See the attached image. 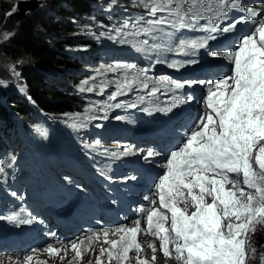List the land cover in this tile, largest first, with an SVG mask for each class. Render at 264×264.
Listing matches in <instances>:
<instances>
[{"label":"snow or ice","instance_id":"snow-or-ice-1","mask_svg":"<svg viewBox=\"0 0 264 264\" xmlns=\"http://www.w3.org/2000/svg\"><path fill=\"white\" fill-rule=\"evenodd\" d=\"M133 3L143 7L147 18L140 15L113 26L108 32H101L100 36L143 54L150 60L149 65L120 61L106 65L97 70V76L113 73L116 74L114 80L97 83L96 76L89 77L80 81L78 91L103 95L114 86L108 95L109 101L138 91H143L147 97H154L161 88L171 92L169 106L141 109L151 114L152 110L171 112L180 104L195 101V95L188 90L202 87L205 91L199 100L201 111L180 142L163 155L164 171L154 181L150 206L139 207L134 226L118 225L86 235L79 242L69 241L71 250L77 259H82V246L87 242L91 251L93 240L100 242L102 235V243L108 247L100 248L95 264H111L113 260L127 264L133 251L137 254L136 264H155L157 248L154 244L149 245L153 253L151 260L139 255L143 246L138 236L150 234L159 241L163 256L174 257L178 264H247L248 259L257 258V247L247 239V234L255 231L254 225L264 221V145L257 150V145L264 142V0L253 5L245 0H133ZM110 4L116 6L118 0H110ZM17 11L18 6H13L5 17ZM240 25L249 27L242 31ZM181 30L205 34L184 38L177 35ZM14 35L10 29L0 28V41L8 42ZM233 35L236 39L231 47L213 46V42L221 45ZM166 53L180 54L186 59L169 61ZM204 58L222 59L231 66L228 72L211 81L149 75L154 65L163 64L180 71L200 65ZM23 63L25 61H17V64ZM11 70L19 77L15 66ZM0 87H8V83L0 79ZM19 90L24 92L25 88L21 86ZM144 103L145 95H140L138 101L108 103L100 111L137 108ZM107 118L106 114L83 117L77 114L69 119L71 127L83 129L88 126L86 121ZM115 119L125 117L115 116ZM100 145L101 141L96 139L87 147L95 151ZM101 154L113 158L142 155L149 163L162 156L155 148L145 151L134 146H122L119 150L105 148ZM15 160L13 156L7 167H12ZM7 175L5 166H0V179ZM64 179L72 182L71 177ZM130 179L135 177L123 178L125 182ZM11 195L15 197L17 193ZM189 207L194 210L189 212ZM0 220L16 225L39 222L22 207L0 215ZM110 235L117 238L109 239ZM37 251L32 249V254L24 256L23 262L9 257V264H31ZM45 251L60 256L66 250L49 245ZM258 259L259 264H264V252L259 253Z\"/></svg>","mask_w":264,"mask_h":264},{"label":"rangeland","instance_id":"rangeland-1","mask_svg":"<svg viewBox=\"0 0 264 264\" xmlns=\"http://www.w3.org/2000/svg\"><path fill=\"white\" fill-rule=\"evenodd\" d=\"M19 0H0V28L3 26L5 22V15L2 12L1 8H12L13 6H17ZM60 0H45V4L47 5L44 7L45 14H47L48 18L50 20L55 19L56 22H63L64 20V14L59 11L60 7L58 6V2ZM92 8L91 10L95 12L96 15L105 18V22L109 29H103L100 28L97 25V22L92 20H86L84 25L80 28L84 30L83 33L80 34V37L82 39H86L89 44L92 42L94 46H90L88 48V44H84L85 47H78L74 50H70L69 54H76L77 56L81 57L84 62H86V66L91 67L94 73H97L98 69H102V65L106 63V57L107 54L113 53L115 51H134L127 45H120L113 43L112 40H109L107 36H100L101 32H108L112 29L113 26H119L122 25L125 21L128 20H135L140 15H145V10L142 6H136L133 3V0H118V4L116 6H112L110 4V0H89ZM54 6V7H52ZM51 16H53L51 18ZM147 18V16H146ZM81 32V31H79ZM80 40V39H79ZM4 47V45L0 44V54L1 50ZM17 61H25L23 64H17ZM12 66H15L16 72L20 73L19 77H16L12 72ZM40 69L41 66H38V64H34L33 61L29 58L22 57L19 60L12 61L7 59L4 55L0 56V79L5 80L8 83V87H0V113L3 111H6L10 113V118L14 119V124L18 125V122L16 119L20 120L23 124L24 133L19 132L18 136H20L22 139H25L28 141V143L31 144V141L29 139V135L27 134L26 128L24 124L23 119L20 118V114L16 113L13 109L14 105L19 104L20 106H24V108L28 109L29 112V121L31 122H44L47 126L52 128V131L57 136L56 139H58V142L61 145V150L67 155H70L72 152L76 153H83V152H89L90 148L87 147V145L92 144L91 138H89V129H90V123H87V127L83 129H75L71 127L72 120L69 119L70 117L75 116H56V117H50L48 120L44 121V117H39L37 115V111L34 107V104L27 93V89L22 82L21 78V71L23 69ZM66 71H58L48 77H44L48 83L52 85H56L59 88L61 86H65L68 89H71L75 96L78 94L77 92V85L71 84L70 79L68 78L66 81L61 79L63 74H66ZM69 80V81H68ZM23 86L25 88L24 92H21L19 89ZM9 97L13 98L16 97L18 99L17 103L14 104L10 101ZM77 98V97H76ZM51 124H54L62 129L64 134L60 133L56 128L52 127ZM18 128V127H17ZM12 143V139H11ZM116 145H121L120 142H117ZM264 145V142H261L259 145H257V150L260 146ZM4 154V153H3ZM2 154V155H3ZM51 164V163H49ZM0 166H3L2 164V156L0 157ZM6 168V172H7ZM8 173V172H7ZM4 179H0V186L4 185ZM231 187V186H227ZM209 202H211L209 198ZM189 212H191L192 208L188 209ZM131 227V226H129ZM255 231L249 232L247 234V239L253 244V246L257 247V258L255 259H248L247 264H259L258 255L260 252H264V247H261V245H264V221H261L260 223L253 226ZM142 236V234H140ZM143 237V236H142ZM116 236L110 235L109 239H116ZM145 238V237H143ZM140 238V242L142 243L143 247H146V253L141 254V257L147 258L148 260H151V257L153 255L149 245L150 240ZM84 240V239H83ZM142 240V241H141ZM103 236L101 235L100 242H97L93 240L91 244V251L88 250L89 245L87 242L82 246V259H77L75 256V252L71 250V245H61V246H55V248L58 249H65L66 251L61 252L60 256H57L55 254H49L45 250L37 252L33 254V260L31 264H95L96 257L100 256V248L101 247H108V245H105L102 243ZM79 242V241H78ZM154 243V242H153ZM157 248L159 249V246L154 243ZM160 255L163 256L162 252L159 250ZM131 261H128L127 264H136V253L135 251L131 252L130 254ZM157 257V256H156ZM24 259V258H23ZM23 259H14L11 258L12 261L19 260L23 262ZM106 259V257H104ZM160 259L157 257L156 261H159ZM162 261V260H160ZM166 264H178V262L175 260V258H170L168 261H164ZM0 264H9V257H0ZM111 264H117V261L113 260Z\"/></svg>","mask_w":264,"mask_h":264},{"label":"trees","instance_id":"trees-1","mask_svg":"<svg viewBox=\"0 0 264 264\" xmlns=\"http://www.w3.org/2000/svg\"><path fill=\"white\" fill-rule=\"evenodd\" d=\"M90 4L89 0H60L58 6L60 7L59 11L64 14L63 22H56L55 19L50 20L45 14L44 8L37 11L20 26L14 38L1 50L0 56L4 55L9 60L16 61L25 57L42 67L35 70L23 69L21 78L29 95L45 113L50 115L63 116L70 113L74 111L78 101L76 102L74 98L59 92L39 72L44 71L50 74L55 73L56 70L69 72L80 64L76 57L69 55V51L89 44L86 39L80 37L83 31L77 29V26L83 25L84 19H91ZM1 10L5 15L10 8H1ZM72 82L74 81L72 80ZM14 100L18 99L16 97L10 99L16 104L17 101ZM14 109L28 118V110L24 106L16 104ZM17 127L19 125H14V128ZM11 128L12 125L8 120L0 124V137L7 138L12 131ZM45 134L52 143L55 142L57 136L52 130H46ZM3 151L6 152L5 149L0 150V157ZM14 156H16L15 153ZM49 163H51V158L45 157L43 164L49 166L51 165ZM44 172L46 171L42 173Z\"/></svg>","mask_w":264,"mask_h":264},{"label":"water","instance_id":"water-1","mask_svg":"<svg viewBox=\"0 0 264 264\" xmlns=\"http://www.w3.org/2000/svg\"><path fill=\"white\" fill-rule=\"evenodd\" d=\"M41 5L43 6L41 7ZM17 6H18V11L15 12L11 17H7L5 19L6 23L4 22L3 26L1 27V28L10 29L14 34L17 33L20 26L24 24L29 17H31L34 13L44 8L45 0H19ZM10 41L8 42L0 41V44L5 45L8 44Z\"/></svg>","mask_w":264,"mask_h":264},{"label":"bare ground","instance_id":"bare-ground-1","mask_svg":"<svg viewBox=\"0 0 264 264\" xmlns=\"http://www.w3.org/2000/svg\"><path fill=\"white\" fill-rule=\"evenodd\" d=\"M205 78H207V76L205 75ZM190 121H194V120H190ZM41 175H42V177L43 178H45V179H48L49 177H50V174L46 171V172H44V173H41ZM118 220H120V222L123 220V219H117L116 221H118ZM116 221H115V224H116ZM78 226V225H77ZM82 226V225H81ZM71 228H73V226H71ZM77 230H80L79 228L77 229ZM140 236H138V242L142 245V243L140 242ZM142 241V240H141ZM144 244V243H143ZM150 245H152L151 243H150ZM143 246V245H142ZM146 247H143V251L139 254V255H141V254H144V253H146ZM137 255V254H136ZM160 260H162V261H155V264H166L164 261H168L169 259H165V258H163V257H161L160 255H159V252H158V250H157V252H156V254H155ZM129 261H131V258H130V260Z\"/></svg>","mask_w":264,"mask_h":264}]
</instances>
